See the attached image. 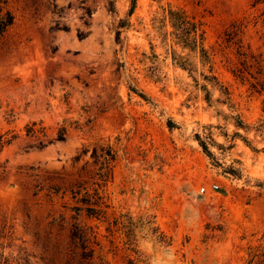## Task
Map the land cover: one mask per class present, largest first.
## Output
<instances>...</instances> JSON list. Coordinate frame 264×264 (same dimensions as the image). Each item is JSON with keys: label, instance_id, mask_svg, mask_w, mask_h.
Returning a JSON list of instances; mask_svg holds the SVG:
<instances>
[{"label": "rangeland", "instance_id": "obj_1", "mask_svg": "<svg viewBox=\"0 0 264 264\" xmlns=\"http://www.w3.org/2000/svg\"><path fill=\"white\" fill-rule=\"evenodd\" d=\"M110 1L8 0L14 22L0 36V264L78 263L70 188L94 186L91 153L105 144L117 151L102 191L108 214L82 220L106 264L132 257L114 225L122 213L137 224L147 264H264V151L252 148L264 147V135L251 128L264 119V94L233 75L240 60L227 35L242 27L264 71V2L137 0L119 42L131 0H113L114 11ZM167 4L203 22L230 103L210 85L208 102L172 63L171 40L162 41L152 21ZM61 126L66 138L57 140ZM232 166L239 176L226 173ZM148 220L161 240L148 233Z\"/></svg>", "mask_w": 264, "mask_h": 264}, {"label": "trees", "instance_id": "obj_2", "mask_svg": "<svg viewBox=\"0 0 264 264\" xmlns=\"http://www.w3.org/2000/svg\"><path fill=\"white\" fill-rule=\"evenodd\" d=\"M264 2V0H258ZM137 0H131V7L127 12V17L121 18L116 32V38L120 42L122 40V32L131 25L130 17L135 11ZM110 9L114 11L116 4L113 0L110 1ZM153 27L162 38V41H169V53L171 61L175 66H178L186 71L194 78L196 85L205 91V97L208 102L212 101L209 85L216 87L224 96L222 102L230 103V92L218 78L214 71L211 62L210 53L205 45L206 31L203 22L190 14L185 8L167 4L161 6V12H157L153 18ZM14 15L8 8V0H0V36H2L7 29L13 24ZM243 32L242 27H238L233 32H228V41L233 42L236 46V53L239 56L240 66L233 68L231 71L233 75L241 80L248 81L249 88L259 94H264V71L262 65V58L253 52L250 45L245 46L240 33ZM83 34L80 33V37ZM236 39V41L234 40ZM259 69L255 71L254 68ZM202 80V81H201ZM237 128H244L249 130V125L245 124L240 118L236 120ZM256 133L264 135V119L259 120L257 124L251 126ZM33 133L32 130H28ZM67 128L61 126L56 135L57 140H64L66 138ZM241 138L247 145H250V140L241 132L235 131L234 135ZM197 139L204 149L210 155L211 150L204 140L197 134ZM252 148L255 151H264L262 148ZM94 163L97 165V170L93 177V187L87 185V182H77L70 188V195L74 204L70 207L72 211L70 237L75 244L78 258L77 264H106L103 256L94 247L99 244L96 233L88 226L82 217L85 215L88 218H95L103 220L107 217L110 201L108 197L102 192L103 187L107 182L113 178L114 163L117 159V151L111 144L100 145L94 147L91 153ZM226 173L239 176L241 169L239 167H229ZM264 187V182H261ZM116 229L120 230L124 243L132 257L129 258V264H147L140 251L137 240L136 228L137 224L132 220L127 213L120 214L114 219ZM151 222L146 223L147 231L154 234L156 238L162 239L163 233H158L157 228H151ZM68 264H72L71 260Z\"/></svg>", "mask_w": 264, "mask_h": 264}, {"label": "built area", "instance_id": "obj_3", "mask_svg": "<svg viewBox=\"0 0 264 264\" xmlns=\"http://www.w3.org/2000/svg\"><path fill=\"white\" fill-rule=\"evenodd\" d=\"M212 187H213V188H217L218 185H217V184H213ZM205 189H206L205 186L201 187V190H202V191H205Z\"/></svg>", "mask_w": 264, "mask_h": 264}]
</instances>
